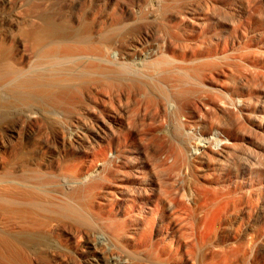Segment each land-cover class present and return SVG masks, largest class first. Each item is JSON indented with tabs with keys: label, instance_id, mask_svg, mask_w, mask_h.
Returning a JSON list of instances; mask_svg holds the SVG:
<instances>
[{
	"label": "bare ground",
	"instance_id": "6f19581e",
	"mask_svg": "<svg viewBox=\"0 0 264 264\" xmlns=\"http://www.w3.org/2000/svg\"><path fill=\"white\" fill-rule=\"evenodd\" d=\"M25 1L0 0V264H245L234 250L197 259L205 232L194 195L205 206L264 193V40L244 41L259 27L239 14L225 20L240 30L237 47L185 51L171 44L162 0H140L154 4L145 16L107 0ZM210 90L222 95L224 129L212 125L221 102L208 103ZM97 99L94 125L82 121ZM157 105L168 129L138 115ZM186 124L202 138L188 141ZM209 144L223 155L219 180L176 201L160 173L193 165L198 145L208 162Z\"/></svg>",
	"mask_w": 264,
	"mask_h": 264
},
{
	"label": "rangeland",
	"instance_id": "374dc122",
	"mask_svg": "<svg viewBox=\"0 0 264 264\" xmlns=\"http://www.w3.org/2000/svg\"><path fill=\"white\" fill-rule=\"evenodd\" d=\"M22 1V0H21ZM97 2L99 8H101L100 1ZM25 2L31 3L32 1L26 0ZM140 0H107L109 8L114 9L119 14H123L126 8L135 10L139 16H145L147 12L154 7L139 3ZM33 3H31L32 5ZM169 9L170 14L163 15ZM160 12V19L169 21L172 25L171 30V44L178 48L184 49H210L214 46L225 47L227 52L231 48L237 47L240 41H243L239 28H233L231 26L235 23L225 20H234L237 15L253 16L246 17L252 19L258 28V33L255 35H249L248 39L244 38V41L254 43L264 40V0H162V9ZM72 9L68 5H62V14H71ZM246 13V14H245ZM248 13V14H247ZM102 14H105L103 11ZM236 15V16H235ZM256 17H255V16ZM233 17V18H232ZM255 17V18H254ZM259 17V18H258ZM204 21V25H199V29L193 28L194 21ZM258 21H256V20ZM263 19V21L261 20ZM193 20V21H192ZM251 20V21H252ZM260 21V22H259ZM262 21V23H261ZM252 22V23H253ZM258 22V24H257ZM261 24V25H259ZM263 25V26H262ZM107 57L111 60H119L121 58L120 53L115 48H109L107 50ZM235 56V54L230 55ZM186 58H189V54H186ZM221 79L213 82V84L221 85ZM208 103L210 105L215 104L219 100L217 117L213 118L212 125H217L220 129H224L219 122L223 117L219 115V108L223 106L222 95L218 92L210 90L208 92ZM100 99L90 100L88 104H83L81 112L83 113L82 121L87 123L92 122L94 125L95 114L98 115V109L101 105ZM103 105H107V102ZM217 111V110H216ZM143 119V122L149 125V127L158 129L159 127L169 128V114L168 112L157 105L148 109H141L138 113ZM185 117H182L184 120ZM81 123V121H80ZM146 124V125H147ZM97 122H95V126ZM186 124L184 132H190L187 135L188 141H192L191 136L194 138H202L200 136L202 126H189ZM195 139V142L199 139ZM194 141V140H193ZM231 140H223L224 144L220 145L221 149L224 145ZM109 143V142H108ZM111 143V141H110ZM109 143V144H110ZM200 144L202 143L199 142ZM207 145V144H205ZM215 149L211 155V160L205 161L202 157L201 150L204 149L198 145L196 154L191 159L193 165L188 167L179 166L171 172L165 171L160 173V177L165 181V178L169 176L173 181L168 185L171 196L173 195L176 201H180V197L177 191L184 194L189 189H196L199 185H204L207 189L212 190L210 184L212 177L218 179V171L223 167V155L216 150L218 145L209 144ZM111 149V148H110ZM221 151V150H220ZM218 152V153H217ZM87 160V157H86ZM219 180V179H218ZM264 184V182H263ZM120 189V188H119ZM121 192L117 191L114 195L108 199L109 206L113 210H118L122 204ZM177 196V197H175ZM203 197L200 194L194 195V201L196 202V210L199 213L200 218H203V247L198 248L196 257L199 259L200 255L204 251H236L233 262L245 261V264H264V193L257 199L249 203H217V204H205L200 205ZM184 224H179L176 228L177 236L184 230ZM197 230L196 232H198ZM219 250V251H218Z\"/></svg>",
	"mask_w": 264,
	"mask_h": 264
}]
</instances>
